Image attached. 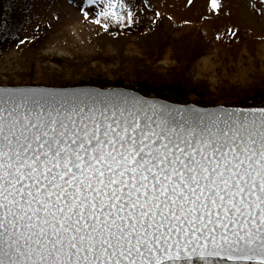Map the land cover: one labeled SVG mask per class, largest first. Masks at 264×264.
Wrapping results in <instances>:
<instances>
[{"label": "snow or ice", "instance_id": "snow-or-ice-1", "mask_svg": "<svg viewBox=\"0 0 264 264\" xmlns=\"http://www.w3.org/2000/svg\"><path fill=\"white\" fill-rule=\"evenodd\" d=\"M57 94L0 89V264H264V107Z\"/></svg>", "mask_w": 264, "mask_h": 264}, {"label": "rangeland", "instance_id": "rangeland-1", "mask_svg": "<svg viewBox=\"0 0 264 264\" xmlns=\"http://www.w3.org/2000/svg\"><path fill=\"white\" fill-rule=\"evenodd\" d=\"M145 1L125 0L135 17L127 25L84 16L83 0H3L0 85L103 88L100 76L138 92L144 80L182 83L184 101L204 107H264L248 98L264 94V0H218L219 9L148 0L156 19L139 12ZM106 2L95 0L91 13Z\"/></svg>", "mask_w": 264, "mask_h": 264}, {"label": "water", "instance_id": "water-1", "mask_svg": "<svg viewBox=\"0 0 264 264\" xmlns=\"http://www.w3.org/2000/svg\"><path fill=\"white\" fill-rule=\"evenodd\" d=\"M38 89V90H56L58 93L55 96V100L57 103L68 101L71 102L73 99V94H76L77 96L80 97V99L88 104H91V100H85L84 96L81 94H101L99 98L96 97V95H93L92 99H96L97 103H99L100 99H105V96L102 94H107V97L110 98L109 102L111 103V97L112 98H125V94L128 98H138L139 100H148V101H157L162 104H169L174 107H179V106H188V107H193L195 109L203 110V111H212L216 110L217 106H212V107H204V106H198L194 104H181V103H173L171 101H168L166 99L160 98V97H153V96H147L142 94L141 92L135 91L133 89L125 88L122 86H116L113 88H100L97 86L93 85H83V86H73V87H68V88H57V87H40V86H23V85H0V89ZM225 109H253V108H260V107H226L224 106Z\"/></svg>", "mask_w": 264, "mask_h": 264}, {"label": "trees", "instance_id": "trees-1", "mask_svg": "<svg viewBox=\"0 0 264 264\" xmlns=\"http://www.w3.org/2000/svg\"><path fill=\"white\" fill-rule=\"evenodd\" d=\"M3 7H4V2H3V0H0V10ZM2 16H3V14L2 15L0 14V22H3V20H4V19H2ZM129 27H130V29L132 28V26H129ZM139 29H141V28H139ZM139 29H135V30H139ZM99 77H97L96 81L95 80H93V81H95L99 85L100 84L103 85L104 87H112L111 84L104 82V81H106L105 78H99ZM187 87L188 86H186L182 83H178V86L177 85H170L167 87L163 84H157L156 82L151 83L148 80H144V81H140V84H137L136 86L134 85L133 88L139 90L140 92H142L146 95H158V96H162V97L169 99V100L183 102L184 101V98L182 97L183 91ZM255 96L256 97H249L248 96V98L251 99V103H254L253 105L264 104V94L257 93V95H255Z\"/></svg>", "mask_w": 264, "mask_h": 264}, {"label": "bare ground", "instance_id": "bare-ground-1", "mask_svg": "<svg viewBox=\"0 0 264 264\" xmlns=\"http://www.w3.org/2000/svg\"><path fill=\"white\" fill-rule=\"evenodd\" d=\"M104 88V87H103ZM144 95H146V94H144ZM116 98H112L111 97V100H115ZM166 100H168V101H171V102H173V103H181V104H193V103H186V101H183V102H178V101H173V100H169V99H166ZM195 105H197V104H195ZM198 106H200V105H198ZM239 107V106H238ZM236 108V107H235Z\"/></svg>", "mask_w": 264, "mask_h": 264}]
</instances>
